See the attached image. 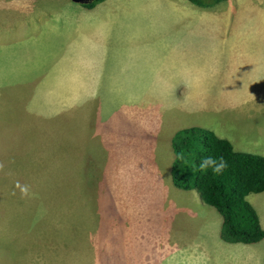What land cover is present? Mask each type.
I'll list each match as a JSON object with an SVG mask.
<instances>
[{
	"label": "rangeland",
	"instance_id": "1",
	"mask_svg": "<svg viewBox=\"0 0 264 264\" xmlns=\"http://www.w3.org/2000/svg\"><path fill=\"white\" fill-rule=\"evenodd\" d=\"M26 1L53 8L47 0ZM198 2L215 11L199 17L216 25L209 35L215 40L200 37L192 50L168 58L169 81L150 86L153 121L165 114V125L210 129L234 149L264 156V0ZM225 25L229 30L219 27ZM30 82H0V264H89L90 248L98 264H141L142 251L133 256L128 244H152L154 253L169 228L184 236L178 249L206 252L213 232L224 244L220 217L198 189L173 186L174 154L161 129L158 139L139 137L132 146L87 142L67 156L62 118L32 113L36 105L51 106L42 105V88ZM245 198L264 228V191ZM203 262L202 255L194 263Z\"/></svg>",
	"mask_w": 264,
	"mask_h": 264
},
{
	"label": "crops",
	"instance_id": "2",
	"mask_svg": "<svg viewBox=\"0 0 264 264\" xmlns=\"http://www.w3.org/2000/svg\"><path fill=\"white\" fill-rule=\"evenodd\" d=\"M47 1L53 8L0 0V82L31 81V89L42 88L37 89L45 101L42 105L51 107L39 104L32 113L45 120L62 118L67 156L87 142L132 146L139 137L158 139L160 129L163 144L171 149V137L179 127L174 122L165 125V114L153 121L150 86L169 81V57L192 50L200 37L213 43L215 36L209 35L218 30L216 25L199 17L215 11L187 0H99L86 8ZM169 230L163 244L153 245L154 253L152 244H128L131 254L138 257L140 249L141 264H150L151 257L157 264H199L194 262L202 255L206 262L201 264H264L262 241L217 243L213 232L212 248L194 252L178 249L184 236ZM110 237L116 240L115 234ZM88 259L89 264H98L93 248Z\"/></svg>",
	"mask_w": 264,
	"mask_h": 264
},
{
	"label": "trees",
	"instance_id": "3",
	"mask_svg": "<svg viewBox=\"0 0 264 264\" xmlns=\"http://www.w3.org/2000/svg\"><path fill=\"white\" fill-rule=\"evenodd\" d=\"M193 3L206 6L207 2ZM208 4V3H207ZM174 154L170 167L173 186L181 190L197 188L204 204L220 217L218 237L227 244H254L264 240V228L249 193L264 191V156L234 149L232 143L213 130L188 126L171 137ZM212 157L226 165L220 172L213 166L201 170L202 161Z\"/></svg>",
	"mask_w": 264,
	"mask_h": 264
},
{
	"label": "clouds",
	"instance_id": "4",
	"mask_svg": "<svg viewBox=\"0 0 264 264\" xmlns=\"http://www.w3.org/2000/svg\"><path fill=\"white\" fill-rule=\"evenodd\" d=\"M217 159H219V161H220L219 164H217V163H216V160L213 159L212 157H207V158H205V159L202 161L201 165H200L201 170H203V169L206 168V167H209V166H213V165H215V166L213 167V171H214V172H220V171H221L226 165L224 164L222 158H217Z\"/></svg>",
	"mask_w": 264,
	"mask_h": 264
},
{
	"label": "flooded vegetation",
	"instance_id": "5",
	"mask_svg": "<svg viewBox=\"0 0 264 264\" xmlns=\"http://www.w3.org/2000/svg\"><path fill=\"white\" fill-rule=\"evenodd\" d=\"M64 1L70 3V5H77V6L86 8L87 6L97 2L99 0H64ZM187 1L192 2L193 0H187ZM195 1H202V0H195Z\"/></svg>",
	"mask_w": 264,
	"mask_h": 264
}]
</instances>
